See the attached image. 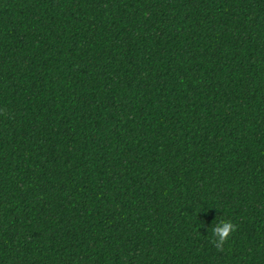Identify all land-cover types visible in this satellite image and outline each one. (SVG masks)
Segmentation results:
<instances>
[{"label":"trees","instance_id":"trees-1","mask_svg":"<svg viewBox=\"0 0 264 264\" xmlns=\"http://www.w3.org/2000/svg\"><path fill=\"white\" fill-rule=\"evenodd\" d=\"M0 264H264V0H0Z\"/></svg>","mask_w":264,"mask_h":264},{"label":"clouds","instance_id":"clouds-1","mask_svg":"<svg viewBox=\"0 0 264 264\" xmlns=\"http://www.w3.org/2000/svg\"><path fill=\"white\" fill-rule=\"evenodd\" d=\"M236 230V226L231 221L221 220L212 227L214 239L211 243L219 250L228 240L231 232Z\"/></svg>","mask_w":264,"mask_h":264}]
</instances>
